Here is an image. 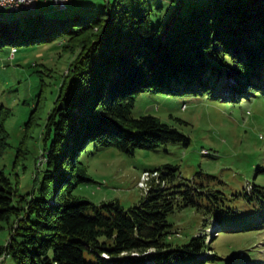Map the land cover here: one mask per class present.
I'll return each mask as SVG.
<instances>
[{"label":"trees","instance_id":"1","mask_svg":"<svg viewBox=\"0 0 264 264\" xmlns=\"http://www.w3.org/2000/svg\"><path fill=\"white\" fill-rule=\"evenodd\" d=\"M78 1L65 8L54 3L64 14L38 11L37 4L20 9L22 22H5L9 10H0V49L11 47L14 57L21 46L62 38L63 53L74 56L46 121L42 177L38 172L32 190L22 194L0 169V228L5 223L9 229L0 264L7 259L12 264H208L218 259L208 254L211 237L175 238L169 214L193 206L204 215V226L218 232L250 230L262 219L232 228L224 193L209 180L184 181L171 165L154 168L159 174L130 207L118 199L97 204L75 189L93 180L81 158L91 143L95 150L116 147L127 153L189 143L160 117L133 115L143 91H206L233 101L264 95V0H207L190 7L174 0V9L156 22L149 0H106L99 7ZM10 113L0 107V157L10 145ZM34 122L32 114L27 127ZM260 188L250 186L249 201H264ZM207 216L215 223L206 222Z\"/></svg>","mask_w":264,"mask_h":264},{"label":"rangeland","instance_id":"2","mask_svg":"<svg viewBox=\"0 0 264 264\" xmlns=\"http://www.w3.org/2000/svg\"><path fill=\"white\" fill-rule=\"evenodd\" d=\"M79 1L97 7L106 2ZM206 1L184 0V3L190 7ZM149 4L155 22L164 19L175 6L174 0H149ZM159 6L162 8L157 9ZM37 7L48 14L66 13L53 0H38ZM9 12L4 13L5 22L25 19L23 10ZM63 41L59 38L50 43L21 46L14 57L11 47L0 49V107L11 110L6 122L10 145L0 157V169L18 183L22 194L32 190L38 172L42 177L39 170L43 168L46 121L62 77L74 57L63 53ZM32 114L35 122L27 127ZM144 114L158 116L175 126L189 137V143L167 142L152 149L137 148L133 153L116 147L95 150L91 143L81 158L93 180L79 185L75 193L97 204L118 199L123 206L130 207L148 190L149 181L142 177L143 170L174 166L184 181L193 177L206 179L211 187L224 193L225 206L231 209L225 218L232 228L242 222L263 220L250 230L218 232L205 227L204 215L188 206L168 216L174 224L175 238L187 241L194 234L211 237L208 254L216 253L219 258L208 264H264V201L257 198L249 201L245 194L256 184L262 187L264 195V95L233 101L215 98L206 91L172 94L151 89L139 93L135 99L133 115ZM209 219L207 216L206 222L215 223ZM1 224L4 227L0 228V248L9 238L7 225ZM1 264L12 262L7 259Z\"/></svg>","mask_w":264,"mask_h":264},{"label":"built area","instance_id":"3","mask_svg":"<svg viewBox=\"0 0 264 264\" xmlns=\"http://www.w3.org/2000/svg\"><path fill=\"white\" fill-rule=\"evenodd\" d=\"M37 1L38 0H0V5H2L3 7L14 8V7H22L24 5H36ZM70 1L71 0H53L55 4H58L61 7L64 4L69 3ZM14 51L15 50H13V53ZM146 170L147 169L143 170L142 172L144 173Z\"/></svg>","mask_w":264,"mask_h":264},{"label":"bare ground","instance_id":"4","mask_svg":"<svg viewBox=\"0 0 264 264\" xmlns=\"http://www.w3.org/2000/svg\"><path fill=\"white\" fill-rule=\"evenodd\" d=\"M65 6H66V4H64L63 6H62V8H65ZM36 7V5H24V6H22V7H14V8H8V7H3L2 5H0V10H4V9H6V10H9L10 12L11 11H14V10H20V9H22V8H24V9H27V10H33L34 8ZM13 50H15V49H13ZM157 171L156 170H153V171H145L144 173H142V177L145 179V177L147 178V180H146V182L147 181H149L152 177H154V176H156L157 175ZM159 174V173H158ZM152 179H154V178H152Z\"/></svg>","mask_w":264,"mask_h":264},{"label":"crops","instance_id":"5","mask_svg":"<svg viewBox=\"0 0 264 264\" xmlns=\"http://www.w3.org/2000/svg\"><path fill=\"white\" fill-rule=\"evenodd\" d=\"M74 4H75V2H74Z\"/></svg>","mask_w":264,"mask_h":264}]
</instances>
